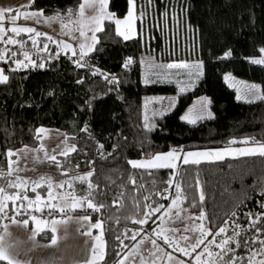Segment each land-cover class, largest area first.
<instances>
[{
	"label": "trees",
	"instance_id": "obj_1",
	"mask_svg": "<svg viewBox=\"0 0 264 264\" xmlns=\"http://www.w3.org/2000/svg\"><path fill=\"white\" fill-rule=\"evenodd\" d=\"M81 2L31 0L22 9L39 10L46 16L60 13L65 18L69 9L76 13ZM149 2L153 15L147 20L154 24L153 46L157 53H167L162 54L160 60L201 62V73L193 87L180 97V106L205 95L212 118L189 125L181 121L176 109L157 118L155 127L146 128L142 112L144 96L175 93L176 87L171 83L141 81L140 37L125 39L117 35L112 20L103 22L104 30L96 34L98 42L83 59L58 50L53 41L41 36L39 43L47 44L48 49L34 55L37 66L13 71L17 67L12 59L0 60L3 73L9 77L7 83L0 84V187L16 179L6 173L9 150L36 146V129H61L76 147L67 157H59L61 171L93 172L90 180L98 186L93 193L95 203L105 205L99 212H76L103 222L106 244L105 260L101 264H117L140 236L151 231L153 222L140 225L133 220L145 218L146 204L155 207L170 203L176 191L175 186H168L170 179L173 185L182 186L186 196V199L182 197V205L189 212L205 213L206 219L202 222L206 228L213 233L220 227L227 228L226 233L216 237L217 242L239 233L235 241L241 246L232 242L228 247L242 258L236 264H248L254 252L257 254L253 259L264 256L259 251V241L264 240V157L241 156L158 170H133L127 161L173 150L264 143V100H238L234 89L224 81L226 72L253 80L264 95V65L250 62L264 56L261 52L264 49V0ZM128 4L129 0H108L107 8L120 18L126 14ZM173 36L177 45L185 41L189 51L172 53ZM20 49L32 51L30 45ZM20 53L17 52V57ZM226 53L230 55L225 56ZM41 63L43 68L38 67ZM232 140L237 143H229ZM243 140L249 143H240ZM130 175L135 176L136 184L131 183ZM87 183L73 180L70 189L77 196L87 195ZM46 189L44 185L37 190L45 192ZM201 191L205 196L203 202L200 201ZM158 192L168 198L161 199ZM145 196L151 199L145 200ZM247 214H251V218ZM258 216L259 222L252 227V221ZM136 233V239H131ZM51 236L52 232L45 230L37 238L49 241ZM212 239L211 235L207 237L209 241ZM211 251L215 254L220 249L213 244ZM232 255L229 252L224 260ZM213 258L219 261V257ZM0 264L7 263L0 261Z\"/></svg>",
	"mask_w": 264,
	"mask_h": 264
},
{
	"label": "rangeland",
	"instance_id": "obj_2",
	"mask_svg": "<svg viewBox=\"0 0 264 264\" xmlns=\"http://www.w3.org/2000/svg\"><path fill=\"white\" fill-rule=\"evenodd\" d=\"M131 7L132 10V19L128 20V14L129 9ZM22 13H16L14 16L12 14H4V19L0 21V26H3L6 30V34H3V40L6 41L9 37L14 38L18 41L17 44H6L5 42H0V54H4L3 61H7L9 59H12L13 62L15 60H21L24 62H28L25 60L23 53L21 52L20 56L17 57V52L19 50H16L17 47L25 48L27 45L31 46L33 53H28L31 60L34 62L35 58L34 55L40 53L44 46L39 43V38H37V45L33 46L31 37L34 36V34H23L24 36L19 37L15 36L11 31H7V29H10L13 26H22V27H32L36 31L40 33L46 34L45 37L51 36V41H64L65 43L71 45L70 50H65L62 45H57L58 50L62 52L72 51L75 50V52L78 50L80 51V44L86 43L87 45H92L90 42V37L92 36V32L89 30V27L86 26L84 28V31L86 33V37H80L79 35V24L78 23H69L68 28L64 29V34H61V23L59 21L52 23L50 25L45 24L43 20L41 19L40 23H36L35 20L32 19H25L24 13L32 12L30 10H19V12ZM105 18L103 21L106 20H112L115 22L116 20H120L121 24L119 26V31L123 33L122 36L124 38V35H128L129 38H135L140 37L141 45L139 48V60L141 63V81L143 83H146L147 80L148 83L152 82H161V83H171L175 85L176 92L175 93H154L145 95L142 102V112H143V125L146 124L149 126L147 128H153L156 126V120L157 118L169 114L173 112L174 110L178 109V116L181 119V121L185 122L182 117L191 113L192 115L196 114H202L205 119H209L207 116V113L212 112L209 108V99L207 96L202 95L199 97H196L190 101L183 102L180 106V97L182 94L193 87L194 83L196 82L199 74L201 73V62L199 60H174V59H162V54H167L166 52H158L155 50L153 46V40H154V33H153V27L154 24L152 21H148L147 17H150L153 15V7L149 0H132V5L128 4V10L126 14L123 17L117 18L115 17L107 8H105ZM92 11L90 9H85V19L87 20L88 17L92 15ZM46 16V15H45ZM46 17H52V16H46ZM65 22H68L69 20L72 21H79L80 17L78 15V11L69 17L68 15L64 18ZM14 20V23H13ZM92 28H94V25H91ZM116 32H117V25H116ZM184 39V38H183ZM20 41H23V45L19 43ZM54 43V42H53ZM93 49V48H92ZM23 50V49H22ZM189 51L187 43L185 41H182L180 44L177 45V41L175 40V37L173 36L172 41V53L174 54H183L186 51ZM26 51V50H25ZM31 52V51H30ZM15 53V55H13ZM264 56L254 58V59H261ZM179 63H187L190 65V68L188 69H168L166 65L168 64H179ZM15 64V62H14ZM33 65V64H32ZM196 65H199L200 67H195ZM17 67V65L15 64ZM1 71L2 68L0 67ZM230 76L231 79L229 81H225V76ZM166 77V78H165ZM224 81L230 85L232 84L231 88L234 89L236 97L237 95H241L240 100H246V101H253L258 99L257 96L261 95V90L259 94L255 93H249L247 89L245 88V85H258L259 84L253 80H248L240 77H236L234 75H231L229 72H226L224 75ZM260 88V86H259ZM239 89V93L238 90ZM247 97V99H245ZM198 120L195 124H189V125H196L200 121ZM40 129V128H39ZM43 129L46 130V132L42 135V139H38V144L34 147L29 146H22L21 148H17L13 150V152L16 153V155L12 156L11 158H7V169L6 172L9 171V160L11 161H18V163L12 164V175L18 176L22 178L23 180L28 181L27 184V195L30 198H35L37 194L41 195L45 199L48 196V186L45 192H41L36 189V192H32V182L37 181L40 179L41 176L51 177L52 183H53V189L52 193L54 196H57L58 199L54 201V203H63V200H60V196L68 197L69 193H74L68 186L67 182H72L74 177L82 176L87 174L89 171L85 172H71V171H61L60 167H57L56 163L54 161H50L46 159L45 152L48 153L49 156L55 155L57 160L59 161V157L63 156L60 155V151L66 146L64 141L66 139V144L68 146L74 145L72 142L69 141L68 135L61 129L52 128V127H43ZM43 145V148L41 150V146ZM59 146V147H58ZM256 144H250V145H240V146H231V147H224V148H218V149H197V150H186V151H177L181 154V156L184 153L188 152H216V151H222L227 148L232 149H239L244 147H254ZM26 151H23L25 150ZM55 150V151H53ZM166 152H160L156 154L161 153H167ZM155 154V155H156ZM154 156V155H153ZM241 156H232V155H225L223 159L225 158H236ZM133 160H143V159H133ZM217 159L212 160H202L201 162H208V161H215ZM177 164H183L182 159L177 161ZM66 173V174H65ZM17 180L13 183H16ZM63 184L64 186L62 188L55 187V185ZM8 193H12L16 191L15 189L9 188L8 183L3 186ZM20 191L23 193L25 191L24 188H21ZM75 194V193H74ZM76 195V194H75ZM177 192L175 191L174 196L172 197L170 203L165 206V208L161 209L160 212L155 213V215L152 216L151 219L148 220V222H153L154 225L151 229V231H148L149 233H145L144 235L140 236L135 243L130 247L127 252L119 259V261L123 260L124 264H141V261L143 259V264H196L195 257L201 253H203V250L205 246H207L208 241H205V244L201 245L195 252H193L191 255L185 256L179 251L180 246H185V242L183 240H180L179 246L173 245L169 246L164 243L163 237L157 238L156 232L160 231L161 226L165 228H178L180 229L179 232H169L168 235L170 237H180L182 235H189L192 236L193 232H183V229L188 226L189 228H192L196 225H200L203 223L202 221L195 219L198 217V214H193L188 211V208L182 205V202H178L177 207H172L171 209V215H164V212L171 206L172 200L176 197ZM20 202L18 201L17 204ZM27 203V202H25ZM11 208V204H9ZM91 210L87 209V205H84V208H78L75 210V212L69 211L67 214H62L57 218V220L61 219L62 216L65 220H67V216L74 217L73 220H69L66 224H60L58 226L57 230V244L61 246L62 243H72V248H65L61 249L59 253L55 250V245L51 246V254L55 253L53 255H57V258L60 260H64L66 264H74L75 262L79 263L83 259L86 258V246L88 244V241L96 236L99 235L94 229L92 231V237L82 235V232L85 231L87 228L90 227L91 223H95L97 220H91L90 221H80L77 222L76 218L82 217V215L86 213H82V215H79L81 213H76L78 210ZM10 212V211H9ZM176 212L180 213V217L178 218L176 216ZM12 213V212H11ZM49 213V209L45 208L43 210V213L41 212H35L34 214L37 217H40L41 214ZM14 214V213H13ZM89 216V215H88ZM90 217V216H89ZM161 217L163 219L161 220ZM189 217H192V219H189ZM27 219V216L24 217H18V219ZM91 218V217H90ZM50 220V218H47ZM205 227V226H204ZM206 228V227H205ZM49 228H46L45 230H49ZM83 229V231L81 230ZM196 235H199V232L195 233ZM209 237V236H208ZM156 240L159 247L163 250V253L170 254L174 259L169 261L167 259V255H164L161 252H157L156 248L153 246L152 241ZM51 242V240H49ZM83 243V244H82ZM56 244V245H57ZM212 246V245H211ZM74 247V248H73ZM155 253V255H153ZM89 257V255H87ZM127 257V259H125ZM87 259V258H86ZM209 257L205 253L202 257V260H208ZM260 260H264V256L262 257H256L254 261L256 264ZM118 261V262H119ZM99 264H101V261H98ZM117 262V264H118ZM75 263V264H76ZM81 263V262H80Z\"/></svg>",
	"mask_w": 264,
	"mask_h": 264
},
{
	"label": "snow or ice",
	"instance_id": "obj_3",
	"mask_svg": "<svg viewBox=\"0 0 264 264\" xmlns=\"http://www.w3.org/2000/svg\"><path fill=\"white\" fill-rule=\"evenodd\" d=\"M129 4L130 6L132 5V0H129ZM107 5V0H83L82 3L79 4V10H78V15L80 17L79 21H72L69 20L68 22H65L64 16L60 13L55 14L52 17H46L44 15V13L42 11H32L29 13H24V18L25 19H32L35 20L36 23H40L41 19L43 20V22L45 24H52L55 23L57 21H59L61 23V34H64V29L68 28L69 23H78L79 24V35L80 37H86V33L84 31V28L86 26L89 27V30L92 32V36H91V40L93 41V44L98 42L97 38H96V32H100L103 31V20L105 18V8ZM90 9L92 11V15L90 17L87 18V20L85 19V9ZM4 11L5 10H0V21H2L4 19ZM74 11L72 9L68 10V16L71 17L72 15H74ZM132 19V10L131 7L129 9V14H128V20L130 21ZM14 23V20H13ZM121 24L120 20H116V25H117V35H122L123 33H121L119 31V26ZM91 25H94L95 27L92 28ZM7 31H11L15 36H19L21 33L24 34H34V36L31 37L32 39V44L33 46L37 45V38L41 37V36H45L46 34L44 33H40L38 31H36L34 28L32 27H22V26H13L10 29H7ZM3 34H6V30L3 26H0V42H5L6 44H12L15 45L18 43V41L14 38L9 37L6 41L3 40ZM125 39H128L129 36L128 35H124ZM47 39L49 41L52 40L51 36H47ZM21 44V46L23 45V41L19 42ZM54 43H57V45H62L63 48L65 50H70L71 49V45L65 43L64 41H54ZM48 49V45L45 44L43 50L47 51ZM92 50V46L87 45L86 43H81L80 44V58L83 59L84 56H86L88 54L89 51ZM73 51V55H75V50ZM261 52L264 53V49H261ZM13 55H15V53H13ZM25 60L28 61L29 64H33V66H37L35 65V63L31 60V58L29 57L27 52L23 53ZM58 55V54H57ZM230 55V53H226L225 56ZM4 58V54H0V60H2ZM15 64L17 65L16 69H12L13 71H16L17 69H19L21 66H26L24 65V61L21 60H15L14 61ZM253 64H261L264 65V57H262L261 59H253L250 61ZM77 66L80 67L82 66L79 62V60L76 62ZM128 63H131V61H128ZM38 67L43 68L44 64L41 63L38 65ZM166 67L168 69H173V68H177V69H188L190 68V65H188L187 63H179V64H168L166 65ZM195 67L199 68V65H196ZM94 75L96 73H93ZM107 79V77H105ZM166 78V77H165ZM231 79L230 76H225V81H229ZM9 80V77L7 75H5L3 72H0V84L2 83H7ZM146 83L148 82L147 80L145 81ZM230 87L233 86L232 84L229 85ZM245 88L247 89V91L249 93H255V94H259L260 93V88L258 85L252 84V85H245ZM239 93V89L237 90ZM242 97L241 95H237V99L240 100ZM257 98L264 100V95H258ZM245 99H247V97H245ZM247 102H252V101H247ZM208 118H212L211 113H207ZM204 118V116L202 114H196V115H192L191 113L185 115L182 117V119L189 123V124H195L198 120H202ZM145 127H149L147 124L145 125ZM86 130V129H84ZM150 130V129H149ZM46 132L45 129L40 128V129H36V133L37 139H42V135ZM66 139L65 138V147L60 151V155H63L65 157H67L71 152H75L76 151V147L75 145H71L68 146L66 144ZM229 143L234 144L237 143V141L232 140ZM240 143L243 144H248L249 141L248 140H243L240 141ZM59 147V146H58ZM101 148H103V145L100 146ZM43 148V145L41 146V150ZM23 151H26L23 150ZM55 151V150H53ZM16 155L15 152H13L12 150H9L7 152V156L9 158H11L12 156ZM225 155H232V156H255V155H259L261 157H264V143H258L256 144V146L254 147H244V148H239V149H232V148H227L224 149L222 151H216V152H188V153H184L182 156L180 153H178L177 151L173 150V151H169L167 153H161V154H156L154 156L151 157H147L143 160H128L127 163L130 165L131 169L133 170H158L161 168H169V169H178V164L177 161L182 159L183 163L185 165H189V164H199L201 163L202 160H212V159H223ZM45 157L46 159L50 160V161H54L57 165V167H61L62 168V164L60 161L57 160L55 155H51L49 156L47 152H45ZM13 163H18V161H11V159L9 160V171L7 173L8 176L12 175V164ZM66 174V173H65ZM151 174V173H149ZM93 172H88L85 175L82 176H77L74 177V180H78L80 183H84L85 181H87V195L84 196H77L74 193H69L68 197H64V196H60L59 199L63 200V203H54V201H56L58 199L57 196H54L52 193V189H53V183H52V179L51 177H46V176H41L39 180L37 181H33L32 182V188L31 191L32 192H36V189L43 187L45 184H47L48 186V196L45 199L44 197H42L41 195L37 194L35 196V198H30L27 195V184L28 181L23 180L20 177H17L16 183H13L11 181H9L8 183V187L15 189L16 191L12 192V193H8L6 191V189L4 187H0V220H10L11 223L13 225H21L25 228L28 227L29 225V221L31 220L33 222V224L35 225V227L32 230V236L30 237L31 239H35V236L41 234V233H45V229L50 227V230L52 232V236H51V245H56L57 244V230H58V226L60 224H66L69 220H73L74 217L72 216H67V220H65L62 216L61 219L57 220L55 218H51L49 219H44L42 216L41 217H37L34 213L35 212H41L43 213V210L45 208L49 209V217L53 216L54 212H60L61 214H67V212L72 211L75 212L76 209L84 208V205H87V209H91L94 212H99L105 205L104 204H97L95 203V197L93 196V193L95 191V189L98 187L97 185H94L90 178L92 177ZM130 181L133 184H136V180H135V176L134 175H130ZM69 187H72L71 182H67ZM168 186L169 187H173L175 186L176 188V192L177 195L176 197L172 200L171 206H169V208L164 212V215H171V209L172 207H177L178 206V202H182V197L184 199H186V196H184L183 191H182V186L180 184H175L173 185V181L170 179L168 182ZM64 185L63 184H58L55 185V187H59L62 188ZM197 186H199V181H197ZM21 188H24L25 191L22 193L20 191ZM165 192L167 191V189L164 190ZM123 195V194H121ZM157 195L160 196L161 199H167L168 197L165 196L163 193L158 192ZM145 200H150L151 197L150 196H145L144 197ZM205 199V196L203 194V192L201 191L200 194V201L203 202ZM20 202L19 204H17V202ZM27 202V203H25ZM9 204H11V208L9 209ZM195 206V205H194ZM146 211L144 212V217L143 219H134L133 223H138L140 225H144L146 223H148V220L152 218L153 215H155V213H158L161 211V209L165 208L164 205L161 204H157L155 207H153L152 204H146L145 206ZM9 211H11L12 213H14V215H9ZM86 211V209H85ZM233 215H235V213H233ZM249 216V218H251V214H247ZM27 216V219H17V217H24ZM176 216L178 218L183 219L182 217H180V213L176 212ZM163 219V217H161V220ZM189 219H192V217H189ZM195 219H198L200 221H203L204 219H206L205 217V213L203 211L200 212V215L198 217H196ZM77 222L79 223L80 221H90V217L88 215H84L82 217L76 218ZM260 217L258 216L257 219L255 221H252L251 226L255 227L256 223L259 222ZM225 224H227V221H225ZM237 227H239V225H237ZM95 228V229H100V234L96 235L94 237H92V231L91 229ZM4 230L6 234L8 233V225L5 224L4 225ZM180 229L178 228H165L163 226H161L160 231L156 232V236L157 238H160L161 236L163 237V241L165 244L169 245V246H173V245H177L179 246L180 244V240H183L185 242V246H180L179 247V251L185 255H191L193 252H195L201 245L205 244V241L207 240L208 236H212L213 239L211 241H208L207 246H205L203 253L197 255L195 257V261L196 264H219L220 261L223 262V264H236V261L238 259H242L241 257H238L235 255L234 250L231 249L229 246L230 243L235 242L237 247H240V242L239 241H235V236H238L239 233H234L233 237H224L223 239L219 240L217 242L216 237L220 236L222 233H226L227 232V228L226 227H220L219 230L215 233H213L211 231V229L205 228L203 223H201L200 225H196L192 228H189L188 226H186L183 229V232H189L192 231L193 235L189 236V235H182L180 237H170L168 235L169 232H179ZM199 232V235H196L195 233ZM82 235L85 236H89L92 237L93 239V243L91 245V257L90 259L86 260L84 262V264H97L98 261H104L105 260V252H104V246L106 244V241L103 240V222L100 220H97L95 223H91L90 227L87 228L85 231L82 232ZM136 235H138V233L134 234L131 239L135 240L136 239ZM117 239H119V237H117ZM3 240L4 237L0 236V261H6L7 264H20L19 261H15L9 254L7 251V248L4 246L3 244ZM255 242V240H253V243ZM121 243H123L121 241ZM261 248H260V253L264 254V240L259 241ZM153 246L156 248L157 252H161L163 253V250L159 247V245L157 244L156 240L152 241ZM215 244L216 247H218L220 249L219 253H213L211 251V245ZM245 246H248V242L245 241ZM229 252L233 253V255L231 257H229L228 260H224V256L227 255ZM207 254V256L209 257L208 260H202V257L204 254ZM164 255H167V259L169 261H171L172 259H174L170 254L168 253H163ZM257 253H253L252 256H250L248 258V264H256V262L254 261L253 257L256 255ZM153 255H155V253H153ZM219 257V261H217L216 259H214L213 257ZM125 259H127V257H125ZM118 264H124V261L121 260L118 262ZM141 264H143V259L141 261ZM258 264H264V260H260L258 262Z\"/></svg>",
	"mask_w": 264,
	"mask_h": 264
},
{
	"label": "crops",
	"instance_id": "obj_4",
	"mask_svg": "<svg viewBox=\"0 0 264 264\" xmlns=\"http://www.w3.org/2000/svg\"><path fill=\"white\" fill-rule=\"evenodd\" d=\"M30 1L31 0H0V10H5L4 14H8V12L15 10V12L12 14L14 16L17 12L22 13V11L19 12V10L24 11L25 9H22V6H24L25 4H28ZM82 2H83V0H82ZM107 4H108V0H107ZM96 34H97V32H96ZM90 42L94 46L95 43L93 44V41L91 39H90ZM92 48H94V47H92ZM16 50H19L21 52L33 53L32 51L31 52L28 50L25 51V50H22L20 48H16ZM91 51H89L88 54ZM65 53H69V55H71L73 57L80 58V51H78V50L75 52L76 53L75 55H73V51H67ZM24 65H26V66H21V67L26 68V67H32L33 66L32 64H29L28 62H24ZM0 72H3V71H1V69H0ZM217 160H222V159H217ZM217 160H215V161H217ZM63 172H65V171H63ZM6 173H8V172H6ZM15 181H16V179H15ZM9 207H10V205H9ZM8 214L10 216L14 215L13 213H11V211ZM79 215H82V213ZM84 215H89V214H84ZM84 215H82V216H84ZM17 219H18V217H17ZM5 224L8 225V233L9 234L5 233V230H4ZM34 227H35V225L33 224V222L31 220L29 221V225L27 228H25L21 225H13L10 220H0V236L4 237L3 244L7 248L8 254L15 261H19L20 264H66L65 262H63L64 260H60L59 258H57V255L56 256L53 255L55 253L51 254V252H50L51 242L50 241L39 240L37 238L38 235L35 236V239L30 238L32 236V230ZM93 229L97 233H99L101 231L100 229L92 228V230ZM81 230L83 231V229H81ZM93 242L94 241L91 238L88 241V244L86 246V252H87L86 254L89 255V257H87V255H86L87 259L86 258L83 259L82 261H80L81 263L75 262L76 264H84V262L86 260L90 259L91 254H92L91 253V245ZM72 246H73L72 243L66 242V243H62L61 246H60V244L59 245L57 244L53 248H54V251L56 250L59 253V251H61L62 248L63 249H65V248L70 249V248H72ZM97 264H99V262H97Z\"/></svg>",
	"mask_w": 264,
	"mask_h": 264
},
{
	"label": "built area",
	"instance_id": "obj_5",
	"mask_svg": "<svg viewBox=\"0 0 264 264\" xmlns=\"http://www.w3.org/2000/svg\"><path fill=\"white\" fill-rule=\"evenodd\" d=\"M62 214L60 212H54L53 213V216L52 217H49L48 213H44V214H41L40 217L42 216L44 219H47V218H55L57 219L59 216H61Z\"/></svg>",
	"mask_w": 264,
	"mask_h": 264
}]
</instances>
